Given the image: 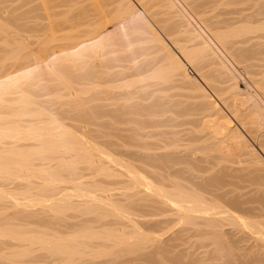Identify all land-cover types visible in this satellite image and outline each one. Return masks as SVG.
I'll use <instances>...</instances> for the list:
<instances>
[{
    "label": "bare ground",
    "instance_id": "6f19581e",
    "mask_svg": "<svg viewBox=\"0 0 264 264\" xmlns=\"http://www.w3.org/2000/svg\"><path fill=\"white\" fill-rule=\"evenodd\" d=\"M157 1L155 4L163 6L159 7L166 11L164 13L170 16L173 24L162 31L166 34L168 30L175 32L179 28L187 42L193 43L191 48L181 45L174 50L161 35V30L157 31L159 27L155 25L158 22L152 20L157 14L152 10L159 8L156 5L140 7L142 11L136 8L132 0H108L111 4H118L117 7L38 6L15 7L12 11H4L0 7V212L16 209L10 214L0 213V253H6L11 247H22L16 248L17 251L23 249L16 254L11 253L9 257L8 253L6 256L0 254V264H18L17 257L20 261L26 258L31 261L34 259L30 257L34 253L31 249L34 246L50 254L51 258L66 257L74 262L75 256L81 255L77 244L84 239L86 250L91 251L89 258H86H92L88 260L90 264L95 259L107 256L119 258L122 252L133 256L137 254L135 260L140 262L138 264H199L196 258L191 259L179 250L180 242L188 237L185 236L187 233L194 237L203 234L214 236L215 241L211 242L216 247L217 254L214 255H218L214 260L223 261L222 264H264V193L257 197L254 195L256 190L259 193L262 192L261 187L264 189V161L257 154L258 151L247 144L245 136L234 126L230 117L222 113L219 103L204 85L196 77L189 76L187 68V62L205 61L203 66L212 65L218 69L219 74L233 81L231 87L238 90V83L234 81L235 77L231 78L232 71L226 65L227 60L220 57L223 54L215 40L223 48L229 44L231 47L238 43L246 45L254 38L264 40V0H250L252 4L240 12L241 16H235L237 19L232 17V21L225 24L232 27L238 23V26L225 32L222 30L219 33V30L213 33V37L200 27H194L190 16L179 10L182 5L179 6L177 1ZM245 1L248 0H235L228 4ZM154 2L151 4L154 5ZM257 44L260 47L254 52L264 56V42ZM249 47L238 58H249L254 48L250 51ZM209 73L206 75L209 76ZM175 77L179 78L177 82L181 81L183 88L187 86L194 92L199 102L195 103L199 107L198 113L200 109L208 112L212 120L207 128L214 129L218 138L215 147L221 148L225 144L227 151H221L226 155L225 159L228 161L236 156L238 159L241 156L250 158H247L250 164L248 173L242 178L257 189L235 184L228 169L222 168L224 164L212 178L202 177L201 174L209 171L202 168L203 164L200 165L206 160L195 158L197 155H193L192 151L191 154H182L184 152H176L173 147L168 149L171 145L165 142L147 146L144 143V147L143 144L139 145L137 136L144 135L137 133V127L133 130L132 124H137L140 130L149 128L147 126L152 125L154 117H160L162 113L165 116L171 110L169 107L164 112L163 97H154L161 89L154 87L159 83H168ZM244 100L252 119L251 132L256 134L263 150V106L252 96ZM173 107L175 109L176 106ZM158 117L155 119L159 120ZM162 122L156 124L155 121V124L158 127L162 124L163 127ZM123 124H131L132 130L121 129L120 125ZM149 130L147 132H151ZM123 132H132L130 134L133 135L127 138L125 144L121 143L124 147H143L146 152H141L144 151L142 148L138 149L141 151L119 149L123 146L120 147L115 139L120 138ZM128 134L125 133L122 138ZM104 149L118 153L126 160L119 161ZM108 164L121 168L120 174L127 178L123 201L113 200L106 187L108 183L94 181L98 176L92 177L93 182L87 185L83 181L85 176L79 172L85 170L82 166L86 165L89 172L94 171L96 175L111 180L119 174L115 175ZM69 184L75 186L78 194L68 192L71 187L65 185ZM34 190L38 192L33 193ZM243 190L246 193L238 192ZM75 197L87 199L86 206L83 205L85 208L80 212L87 217L94 215L98 218L91 220L89 217L91 224L111 219L98 227L102 232H95L94 227L86 226L84 230L80 229L77 238L75 236L71 240L56 237L49 241L37 235L40 231L34 229H38L39 224L42 228L51 223L38 219L41 213L35 206H45L56 217L80 208L74 205ZM22 206L33 211L26 213L20 209ZM35 213H39L38 216ZM227 222L239 237L236 238L233 231H224V223ZM37 224V228L33 229L32 226ZM225 236L228 241L224 239ZM253 239L256 243L249 245ZM113 259L98 264L113 263Z\"/></svg>",
    "mask_w": 264,
    "mask_h": 264
},
{
    "label": "rangeland",
    "instance_id": "374dc122",
    "mask_svg": "<svg viewBox=\"0 0 264 264\" xmlns=\"http://www.w3.org/2000/svg\"><path fill=\"white\" fill-rule=\"evenodd\" d=\"M30 1H32V2H30ZM47 1H48V4L46 3ZM176 1H177V4L179 6H180V4L182 5V7L180 6V9H179L182 12V14L187 15V16H190V18L193 21V26L194 27H197V26L200 27L210 37H213L212 36L213 33H217L219 30H220L219 33L222 30H224L222 32H225V31L229 30L228 28L231 29L233 27L238 26V23L235 24L232 27H227V25H225V24H228L227 21H232L231 20L232 17H234L233 19H237L238 17L235 18V16H239V15L241 16V13L240 12L243 9H245L246 7H248L249 5L252 4V1H250V0L245 1V2H241V3H238L237 2V3H232V4H228V3L233 2L235 0H175V2ZM41 2L45 3V5L42 6L41 5L42 4ZM132 2L135 3L134 5L136 6V8L138 7L137 9L140 10V11H142V9L140 7L143 8V6L144 7L145 6L146 7H156V6L163 7L160 4H155V3L158 2L157 0H144V1H142V0H140V1L139 0H132ZM151 2H154V5L151 4ZM202 2H203V4H202ZM24 5H26V6H24ZM195 5H196V7H195ZM201 5H203L204 7L201 6ZM38 6H41V7H45V6H47V7H99V6L100 7H111V6L114 7L115 6V7H117L118 4H116V3L115 4L114 3L111 4V3L108 2V0H100V2H99V0H39V1L38 0H27V1L26 0H0V7L2 9H4V11L6 9L7 10L10 9L8 11H12V9L15 8V7H38ZM198 6L200 7V9H199ZM160 7L159 8H154L152 10V11H155L153 13H155V14L157 13L158 14V15L157 14L154 15V18H152V20L154 21V23H157L158 22V24H156L155 27L157 26V27L161 28V29L158 28L157 31H160L161 30L160 31L161 35L163 37H165V39H166L167 43H169V45H172V48H174V50L177 49L181 45H183L184 47H188V48L190 47L191 48L192 45H193V43L187 42L186 36L184 34H182L181 32H179L180 31L179 28L177 30L175 29V32L174 31L173 32H170L168 30L166 32V34H168L169 36L166 35L163 32V31H166V29H168L169 26H167V25H170L171 26L173 24L171 23L172 21L169 20V17L170 16L167 13H164L165 10H163V8L160 9ZM159 9H160V11H159ZM247 13L248 12H245V13L242 12V14H247ZM161 17L162 18L164 17V18L162 19ZM165 17H166L167 20L165 19ZM206 17H208V18H206ZM166 23H168V24H166ZM214 24H216V25H214ZM171 33L173 34V36L171 35L172 38L170 36ZM176 34L178 36H175ZM255 40H257L258 43L259 42H262V41L264 42V40H260L259 41V39H255L254 38L253 40H250L251 42L250 41L247 42L246 45H245V43L244 44H239L238 43L237 45L236 44H233L232 47H231V44H229V45L226 46V48H223V46L220 45V44H218V42H216V40H215L216 46L219 48L221 54H223V56L219 54L220 57L223 58V60H224V58H225V60H227L226 61L227 62L226 65L232 71L231 72V75H230L231 78L232 77L233 78L235 77V80L234 81L236 83H238V90H234L231 87L233 81H228V79L225 78V76H223L221 73L219 74L218 69L216 70V68L213 67L212 65H211L212 67L211 66L209 67V66H206V65L203 66L204 63H205V61L204 62L200 61L201 64H200L199 61H195L193 64L187 62L188 63L187 64V68H188V74H189V76L190 77H196L198 79V81H200L201 85H204V87L206 88V90H208L207 92H209V94H211V96L219 103V106L222 108L221 109L222 113H224L225 115H227V116L230 117V119L234 122L233 123L234 126H236V128L238 127V130L245 136L246 140L248 141L247 144L249 146H251V149H253V150L255 149L256 151H258L257 154H259L261 156V157L260 156L259 157L264 161V151H263L264 149L263 150L261 149L262 147H261V145H259V140L256 137V134H253L254 132L253 133L251 132L252 130L250 129V127H251L250 122H251L252 119H251V116L249 114V111H248V109L246 107V104H244V102H243V100L245 98H247L248 96L249 97L252 96L255 100H258V103L259 104L261 103L260 105L263 106V109H264V86H263L264 85L263 84V81H264V56H261V55L259 56L256 52H254V50L256 51L260 47L257 44V42H255ZM233 41L236 42V40H233ZM234 42H232V43H234ZM233 46H235V47H233ZM248 47H249L250 51H251V48L252 47L255 48V49L252 48L253 50L250 53L252 56L249 54L250 55V56L248 55L249 58L246 56V58H244L245 60H243V58H241V57L238 58L240 56V54L242 53V51L248 50L247 49ZM232 54H234V55H232ZM255 56H257V59L255 58ZM251 57H253V58H251ZM247 58H248V60L246 61ZM207 73H209L211 75L210 76L208 74L211 78L206 75ZM207 77L210 78V80ZM206 79H208V80H206ZM174 80H176V81H174ZM174 80H172V81H170L168 83H165V84L164 83H159V85L156 86L157 88L154 87V89H158V88L161 89V92H159V93L157 92L156 93L157 96H154V97H163V100L165 101L164 112H167L165 110H167V109L169 110V107H170L171 110L168 111L167 114H165V116H163L164 113H162L160 115V117L157 116L159 118V120H161V121H159L158 119H155L157 117H154L153 122L151 123L152 125L147 126V127H149L151 129V130H149L151 132H147L149 128H146V127H144L143 129L140 130V128L138 127V125L137 124L135 125V123L132 124L134 126V128H133V126L131 124H126V125L123 124V125H120L121 129H124L125 128V129H130V130L133 129L134 130L135 127L139 128V130H137V128L135 130L137 131V133H140V135H144V136L143 137H141V136L138 137L137 136V142L139 143V145L140 144L141 145L143 144V147L145 145L146 146L149 145L150 143H152L150 145H156V144L160 145V144H163L165 142V143H168V144L170 143V145H171L170 148H168V149H171L173 147L172 149H176L175 150L176 152L178 150V152L179 151L184 152L182 154H185V153L186 154H189V153L191 154V151H192V154L193 155H197V156H195V158L196 157H199L198 159H201L203 161L206 160L208 162L207 163L205 161V162H202L200 164V165H202V164L204 165V166L202 165V168L205 167L207 170H209V171L201 174L202 177L204 176L206 178L207 177L208 178L209 177L212 178L217 173H219V171L221 170V166L224 164V167L222 166V168H227L228 169L229 174H231L233 176L232 180L234 179L233 181L235 182V184L241 185V186H249L251 182L245 181L242 177H244L248 173L247 171L249 170L250 164H249V162H247V160L250 159V158H248V156H241L242 158L239 156L241 158V159L239 158L241 161H238L239 160L238 159V156L235 155L236 158L234 157V159H233V157H232V159L231 158L229 159L231 162L229 160L227 161L225 159L226 155L225 154H222L224 151L225 152L227 151V149H225V144L222 145L224 148L223 147L218 148L217 146L215 147L216 142H218V138L215 135V133L213 132L214 129L207 128L210 125L209 123H210V119H211L207 115L208 112H206V111L204 112L203 110L201 111V109H200V111L198 113V108L199 107H197L198 105L196 106V104H199V102L197 101L198 99H196V97L193 95L194 92L192 91V89L189 88V87L187 89L186 88L187 86H184V88H183L181 81H178L177 82V80H179V78H176L175 77ZM179 84H180V86H179ZM162 93L164 95L161 96L160 94H162ZM191 97L195 98V100L197 102L193 98H191ZM169 98L171 99V101H170ZM167 101H168L169 104L166 103ZM176 104H178V105H176ZM173 105L176 106L175 109H174ZM179 106L181 107L182 112L180 111V107ZM172 110H174V111H172ZM176 110H178V111L175 112ZM161 116H162V119H161ZM207 120L209 121L208 123H207ZM155 121L157 122L156 124H160L163 121L164 122L163 127H161L162 124L158 127L155 124ZM205 121H206V123L208 125L205 123ZM153 124L156 125V127L153 126ZM130 126H132L131 127L132 129L130 128ZM152 128H154L155 130L154 129L152 130ZM144 129L146 131H144ZM156 130H159V131H156ZM142 131H144V133ZM154 131H156V132H154ZM162 132H164L166 135H164V133H162ZM123 133L124 134L120 135V138L115 139V141L118 144H120V147L123 146V148H124V149L123 148H119V149H122V150H125V149L126 150H130L132 147H130L129 145H127L128 147L127 146L124 147V145H122V144H123V142L125 144V141H127V138L128 137H132L133 136V135L130 134L132 132H130V133L129 132H123ZM125 133L126 134L129 133L130 136L128 134L127 137L125 136V138L124 137L122 138V136L125 135ZM151 133H153V134H151ZM145 134L147 135V137L149 139H147V137H146ZM174 135H175V138H176L175 141H174V139H175L174 138ZM262 135L264 136V129L262 130ZM164 136L166 138L163 139ZM156 137H157V139H156ZM172 137L174 139H172ZM140 138H141V140H140ZM142 138H143L144 141L142 140ZM168 139H169V141H168ZM170 139H171V141H170ZM146 140H147V142H146ZM159 141L161 143H157ZM141 142H143V143H141ZM144 143H146V144L144 145ZM213 145H214V147H213ZM226 146H228V145L226 144ZM143 147H139L138 149L142 148V150H144V151L138 150L137 148H134V149H131V150H135V151L138 150V151H141V152H146L145 151L146 148L143 149ZM229 147H232V145L229 146ZM102 148H104V147H102ZM104 150H107V149H104ZM112 150L113 151H116V148L115 149L113 148ZM113 151H111V150L108 151L107 150V152H111L110 154H113ZM171 151H174V150H171ZM221 151H222V153H221ZM216 152H217V154H216ZM202 154L203 155L205 154V155L203 156ZM113 155H114L113 157L116 158L119 161L120 160H123V159L126 160L125 157L119 155L118 153L115 154V152H114ZM209 155H210V157H211L212 160L210 159V157H208ZM211 155L212 156L213 155L215 156L214 159L212 158ZM207 157H208V160H207ZM209 161H211V162H209ZM227 163L230 164V165H226L225 166V164H227ZM108 165H110V164H108ZM108 165H106V166H108ZM213 165L215 166V168H214ZM110 166L112 168L111 170H113L112 172H114L115 175H118L119 174L118 176H114L115 178L112 177L111 180H110V178H105L104 176H100L98 174L96 175V173H94V171H92V173L89 172L90 170L89 171L86 170V165H83L82 166V168H85V170H82V171H79V172H80L81 175L85 176V179L83 181L87 185H90L93 182L92 181L93 180L92 177L94 178V176L95 177L98 176L99 179L96 178V180H95V178H94V181H97V180L100 181V180H102V181H105L104 183H106V184L108 183L106 187L109 189L108 191L110 193L109 195L111 196V198L113 200H115V201L117 200V202L120 201V200L123 201V200H125V197L123 196V193H124L123 192L124 191L123 189H124V187H126V184L124 182L127 180V178H125V176H123V174H120V172H119V171H121L120 170L121 169L120 167H119L120 169H118L117 168L118 166H115L114 164L113 165H110ZM213 168L217 172L214 171ZM243 168H246V169L243 170ZM212 170L214 171L215 174L213 173ZM209 174H212V175L209 176ZM118 177H120V178H118ZM239 178H241V179H239ZM69 181H71V180H69ZM88 182L90 184H88ZM119 183H120V186L118 185ZM251 185H252V183H251ZM65 186L66 187L68 186V188L71 187V188H69L70 190L68 191L70 194L71 193H72V195L78 194L77 191L75 190V186L74 185L69 184V185H65ZM101 186H104V185H101ZM36 188H38V186H36ZM255 188L256 187H254V186H253V188H252V186L250 187L251 190L252 189H255ZM260 189H261L262 192H259L258 193V190L255 191L256 193L254 192L255 197H257L258 194L259 195H262V193H264V189H262V187ZM111 190H113V191L111 192ZM34 192L37 193L38 191L34 190L33 193ZM238 192L239 193H243V192L246 193V191H244V190L243 191H238ZM247 192H249V189H247ZM115 195H116V197H115ZM116 198H118V199H116ZM73 200H74V203H75L74 205L75 206L79 205L80 208H78L77 210H74V211L73 210H70V211L66 212L64 215H58L56 217L52 213H50L48 211L49 209L46 210L47 208L45 206H42L41 205V206H38V208H37V206H35L36 209L39 210L40 212L37 211L36 209H34V210L37 211V212H39V213H41V214L35 213L36 215L39 214V216L37 215L38 216V219L39 220H44L45 219L44 221L47 220L48 222L51 223V224H46L47 226L46 225H43V226L41 225L42 228L40 227V224H39V226H38V224L37 225H34L35 227L32 226L33 229L34 228H37V226L39 227L38 229H34L35 231H40V233H38V234L36 233V234L39 235V236L45 237L49 241H52L53 239L55 240L57 238L70 239L71 240V238H74L76 235L79 236L80 233H78V232H80V229L84 230V228H86V226L87 227L89 226L90 228H93L94 227L95 228V230H94L95 232L96 231L97 232L98 231L99 232H102V231H100L98 229V227L102 224V222L107 221L108 218H106L105 221L104 220H100V221H102L101 223L100 222H97V223L93 222L96 225L100 223L98 226H96V225L94 226V224L93 223L91 224V222H89V221H90V218H91V220H94L96 218V216L93 215L91 217V215H89L87 217L86 214H83L82 212H80L81 209H84L85 208L83 205H85V202H86L87 199L86 198H78V197H75ZM22 202H24V201H22ZM125 203H127V202H125ZM47 204H49V202ZM24 208H25V206L23 208H20V209H24ZM12 209L11 210H8L6 212L5 211H2L0 213H2V214H10V213H13L14 211H16V209H13V211H12ZM24 211H26V213H29V212H32L33 210H31V208L28 207L27 209H24ZM96 219H98V218H96ZM109 221H111V219ZM224 224H226L225 227H224L225 230L222 227L221 228L222 231L224 230L227 233L228 232L231 233L233 231V234H235V237L236 236L239 237L238 234H236V232H234L235 231L234 228L231 227L230 225H228V222L227 223H224ZM44 227H45V229H44ZM226 227L227 228L228 227H231V228H229L231 230L227 229ZM232 228H233V230H232ZM101 230H103V229H101ZM129 230L130 229H128V231ZM44 232H45V234H44ZM47 232H49V233L47 234ZM103 232H104V230H103ZM188 234L189 233H187V235L185 234V236H188V237L187 238L184 237L185 240L183 239L184 243L186 242L187 244L184 246L183 241L180 242L181 243L180 244L181 246H180L179 250H181L183 253L185 252L184 254L185 255H188V257L191 258V259H195L196 258L197 260L196 259L195 260L199 264H222L223 261L221 262L220 260H216V261L214 260L218 256V255L215 256L217 254V252H215L216 251V247H215L214 244H212V242L214 243V241H215V240H213V237L214 236L212 237L211 234H205V235L203 234V236L205 238H202L203 236H196L197 237L196 238V237H194L193 234H190V235H188ZM46 235H47V237H46ZM77 236H76V238H77ZM207 237H209L208 238L209 241L206 240ZM214 239H215V237H214ZM224 239L225 240L227 239V241L229 240L226 236L224 237ZM253 240L250 241L251 243H249V245L256 243L255 242L256 240H254V241ZM252 241L254 243H252ZM82 242H83V244H85V246L82 244ZM80 243L81 244H77V247H79L78 249L80 250L81 255L80 254L79 255H76L74 262L73 261H70L69 259L68 260L65 259L66 257L59 258L60 256H53V258H51L52 256H50V254L48 255V253H45V251H43V250L40 251L41 249L38 250V247L37 246H34L33 248L29 247V248H31V249L34 250V251L32 250L34 253H31V256L30 257L31 258H34L35 260L34 259H31V261H32L31 262L29 258L28 259L26 258L25 260L23 259V260L20 261V259L18 257H17L16 260L17 261L19 260L18 264H88L92 260V258L90 257V259H88L90 261H88L86 258L87 257L89 258L88 254L91 251L89 249L86 250V239L82 240ZM244 244H247V243H244ZM212 246H214L215 248H213ZM240 246H242V245H240ZM181 247H183V250H182ZM13 248H15V247H11V248H8L6 250V253L9 254L8 257L10 256L11 253H15L16 254V253H18V252H20V251L23 250V249H21V250L17 251L18 248H22V247H18V248L16 247L17 250H16V248L15 249H13ZM23 248L25 249V247H23ZM26 248H28V246ZM109 250H111V249H108L107 251H109ZM262 250H263V248H262ZM188 251H190V252H188ZM3 252H5V251H3ZM3 252H1L0 254L2 255ZM6 253H4L2 256H6L7 255ZM39 255H40V257H39ZM120 255H122V256L119 257V258L116 257V256L115 257H112V256H109L108 257L107 256V257H103V258H100V259H95V260H93L94 262H92L91 264H93V263L94 264H98L100 262L109 261V260L111 261V260H114L113 258H115V261L117 260V262L114 261L115 264H122L123 262L126 263V264H130V262H131V264L133 262H135L134 264L140 263L139 261H136L135 260L136 257H137V254H135L136 256H133L134 254H127L125 252H122V253H120ZM37 256H38V259H37L38 262H35V261H37L36 260ZM130 257H132V258H130ZM209 257L212 258L211 261L209 260V259H211ZM128 258H130V259H128ZM200 260H201V262H200ZM0 263H2V262H0ZM113 263L112 262H108L106 264H113Z\"/></svg>",
    "mask_w": 264,
    "mask_h": 264
}]
</instances>
